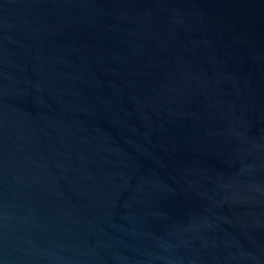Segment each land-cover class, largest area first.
I'll return each mask as SVG.
<instances>
[{
    "label": "water",
    "instance_id": "obj_1",
    "mask_svg": "<svg viewBox=\"0 0 264 264\" xmlns=\"http://www.w3.org/2000/svg\"><path fill=\"white\" fill-rule=\"evenodd\" d=\"M0 264H264V0H0Z\"/></svg>",
    "mask_w": 264,
    "mask_h": 264
}]
</instances>
